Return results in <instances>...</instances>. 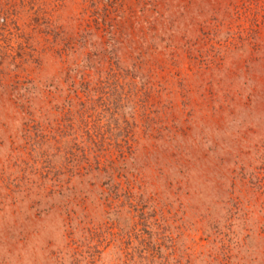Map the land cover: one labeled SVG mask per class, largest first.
<instances>
[{"label": "rangeland", "instance_id": "374dc122", "mask_svg": "<svg viewBox=\"0 0 264 264\" xmlns=\"http://www.w3.org/2000/svg\"><path fill=\"white\" fill-rule=\"evenodd\" d=\"M111 2L120 19L107 7ZM101 9L118 20L111 34L101 23L93 25ZM4 10L0 52L37 58L16 72L39 91L45 86L37 108L65 93L62 73L82 58L66 59L59 41L51 43L54 37L66 41L90 28L102 51L96 55L101 72L133 67L141 75L147 94L141 109L139 93L116 81L122 87L118 104H134L132 166L139 185L131 187L157 199L167 230L151 242L161 254L151 253L132 208L113 202L117 227L105 221L99 196L79 192L73 183L77 193L67 202L72 230L53 199L37 206L30 195L34 209L28 199L0 211V264H58L67 245L76 249L73 236L90 239L89 252L79 250L85 264H144L146 258L158 264H264V0H0ZM45 25L53 33H44ZM107 45L114 60L105 54ZM111 88H97L96 97L118 101L108 96ZM24 118L19 105L0 96L4 170L17 156L11 148ZM122 225L128 234L122 235Z\"/></svg>", "mask_w": 264, "mask_h": 264}, {"label": "trees", "instance_id": "16d2710c", "mask_svg": "<svg viewBox=\"0 0 264 264\" xmlns=\"http://www.w3.org/2000/svg\"><path fill=\"white\" fill-rule=\"evenodd\" d=\"M20 3L22 5L23 1ZM107 5L108 8H112L111 14L120 19L121 16L114 10L117 5L114 2ZM98 12L100 13L94 14L97 20L93 21V25L98 27L101 23L105 32L111 34L118 20L115 16H107L104 9ZM0 15H6V10ZM3 22L4 18L1 16L0 27ZM43 31L53 33L50 25L48 27L45 25ZM52 39L53 44L59 41L61 52L66 54V59L73 58L74 54L82 58L62 73L61 84L64 85L65 93H59V99H54L49 104L48 101L46 103L40 101V108H37L35 100L38 97L42 98L41 94L45 86L39 91L33 80L23 79L16 73L21 66L23 69L26 64L37 63V58L18 51L12 55L0 52V96L10 97L14 104L19 105L23 116L25 115L18 125L13 144L16 147L11 148L17 153L11 164L12 168L10 170L0 168V211L8 205L15 206L28 199L31 203L30 209H34L30 195L36 197L34 205L36 203L37 206L53 199L54 205L65 211L70 221L67 222V228L70 227L72 230L75 223L68 214L70 206L67 202L70 196L77 193L73 186L75 183L80 187L79 192L97 194L99 200L106 204L104 218L110 224L115 223L117 227L120 226L118 206L113 202L119 201V204L123 203L122 207L127 205L132 208L137 213L136 219L141 227L140 231L148 240L145 248L148 247L151 253L161 254V249L151 243L155 239L158 240L160 234L163 235L167 230L164 227L166 223L162 218L161 205H158L157 199L147 197L143 193H135L131 187L133 184L137 187L139 185L137 181L139 170L132 166L136 144L131 117L134 113L132 111L134 104L127 98L126 101L118 104L120 99L117 97L121 95L122 87L120 84L117 85L116 81L123 80L128 93L132 94L136 91L139 93V109H141L144 97L147 96L142 86L144 84L140 82L141 75L136 73L133 67L128 71L121 70L122 73L101 72L97 68L99 59L96 58L101 50L100 46L93 44L90 28L81 30L70 40L63 41L60 36L59 39L58 37ZM109 40L111 41V37ZM105 54L114 60L109 45L105 46ZM10 73L16 75L11 76ZM108 83H112L108 96L118 100H114V103L106 102L102 96L95 95L98 92L97 88L105 90ZM52 90L56 93L60 89L56 85ZM129 96L133 101L131 95ZM117 114L119 116L114 117ZM105 140L110 144L107 149L104 147ZM9 147L10 145L5 151L8 157L11 153ZM107 150L113 154H107ZM116 180L123 182L126 186L124 190ZM85 187L90 189L86 190ZM122 226V235L128 234L127 225ZM89 240H76L73 236V245L77 250L67 245L64 256L57 261L58 264H85L82 263V253L79 250L85 248L88 251L86 241ZM87 251L83 250L84 253ZM139 259L144 260L142 257ZM144 264H158V262L146 258Z\"/></svg>", "mask_w": 264, "mask_h": 264}]
</instances>
